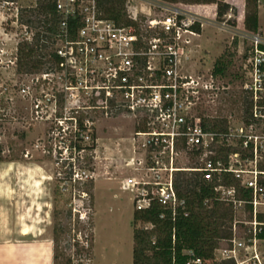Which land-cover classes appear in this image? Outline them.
Masks as SVG:
<instances>
[{
  "label": "built area",
  "instance_id": "obj_1",
  "mask_svg": "<svg viewBox=\"0 0 264 264\" xmlns=\"http://www.w3.org/2000/svg\"><path fill=\"white\" fill-rule=\"evenodd\" d=\"M42 1L0 0V24H4L0 34L16 40L12 48L0 43V69L16 70L18 44L31 43L37 32L42 33L25 22V15L36 12ZM262 2L257 0V7ZM145 5L137 9L127 0L130 23L124 25L103 16L97 0L55 1L59 21L51 44L58 61L25 73L31 74L30 82L20 92L30 98L36 121L52 123L49 137L55 163L67 170L65 175L58 173L60 188L66 191L92 177L90 170L76 166L80 153L94 150L96 142L93 120L79 113L122 114L133 120L132 147L139 155L125 163L137 165V173L121 181L132 193L135 211L157 205L161 219L186 216V201L174 186L175 174L198 173L216 200L229 204L233 212L246 211L249 218L233 220L232 237L209 259L184 249L186 264H264V29L242 35L248 48L243 53L241 89L248 107H243L237 123L226 118L223 130L213 129L206 110L220 86L212 69L193 70L188 61L192 38L216 12L208 4L151 0ZM225 16L230 17L228 12ZM221 21L225 26L228 19ZM182 153L192 155L197 164L178 166ZM226 179H233L237 187ZM240 191H248V199L239 198ZM87 195L83 192L84 198ZM87 210L77 212L86 215ZM137 223L139 229L154 228L149 222ZM82 244L88 247L86 239Z\"/></svg>",
  "mask_w": 264,
  "mask_h": 264
},
{
  "label": "rangeland",
  "instance_id": "obj_2",
  "mask_svg": "<svg viewBox=\"0 0 264 264\" xmlns=\"http://www.w3.org/2000/svg\"><path fill=\"white\" fill-rule=\"evenodd\" d=\"M148 1L151 0H131V3L138 9L145 7ZM231 7L233 9L228 11L230 17H222L228 19L225 26H222V21L216 20L215 15L211 16V23L205 21L207 23L200 35L193 37L190 45L189 68L199 71L212 69L215 59L226 49L235 52L232 70L242 77L232 82L228 79H216L220 92L206 110L213 122L228 118L230 122L237 123L241 119L243 107L247 105L245 101H248L241 89L245 79L243 53L248 48V41L242 35L247 31L244 29L243 19H240V7L232 5ZM211 9L213 11L212 6ZM258 20L260 29L263 30L264 2L260 5ZM3 25L0 24V31ZM234 38L238 40L236 49L231 44ZM15 41L12 35L4 37L0 34V43H4L8 48H12ZM44 69L45 67L42 70ZM30 77L31 74L18 73L17 68L0 69V164L7 167H13L14 164L17 167L22 165L21 170L10 169L11 175L16 179L43 181L37 191L42 208L30 216L27 223L36 225V233H42L53 241L56 264H91L94 182L99 179L95 190L98 208L95 223L97 245L102 247L109 257L115 254L121 258L128 252V261H118L117 264H132L133 229L137 228L138 223L134 225L132 222L135 212L132 193L119 183L121 179L137 173L135 171L137 165L125 166L131 157H139L132 147V118L124 117L122 114L103 117L99 113L85 110L79 113L80 116L86 115L93 120L96 142L94 150L80 153L76 166L79 169L90 170L92 177L86 182L75 184L74 187L68 186L64 191L60 188L58 173L65 175L67 170L60 165L56 166L55 163L52 140L49 137L52 123L36 121L32 115L30 98L20 92L23 84L30 82ZM222 86H227V90L223 91ZM57 113H61L59 103ZM196 164V159L189 153H182L177 161V165L181 167H194ZM103 179H113L110 189L105 186ZM83 192H86L88 197L84 198ZM108 193L116 194V197L110 201L105 196ZM83 208L88 209L86 215L82 214ZM77 211L82 213L79 214ZM248 218V213L242 209L234 212V220ZM238 229L241 235V227ZM85 239L88 247L82 244ZM219 245H225V242L221 241ZM95 263L109 262L96 257Z\"/></svg>",
  "mask_w": 264,
  "mask_h": 264
},
{
  "label": "trees",
  "instance_id": "obj_3",
  "mask_svg": "<svg viewBox=\"0 0 264 264\" xmlns=\"http://www.w3.org/2000/svg\"><path fill=\"white\" fill-rule=\"evenodd\" d=\"M56 0H44L35 12L25 15V22L33 28L40 29L31 43L18 44V73H34L41 71L48 62H57L58 59L52 51V34L56 32L59 15L55 8ZM171 3L184 4H214L216 6V20L221 21L224 14L233 8L225 0H164ZM245 10L243 18L244 29L248 32L258 30L257 0H244ZM127 0H97L102 15L113 19L118 24H129L126 18ZM242 19V1L238 3ZM197 30H199L197 28ZM234 49L238 45L237 38L231 42ZM235 52L226 49L212 66V75L216 79L229 82L241 78L233 72V59ZM228 83V82H227ZM226 83V84H227ZM246 108L248 101H245ZM226 120L214 121L212 128L224 129ZM95 146L93 145V148ZM1 153V150H0ZM1 159V157H0ZM227 184L235 185L233 179H226ZM174 186L177 195L186 201L187 215H179L174 221L168 215L161 219L162 210L157 205L151 209L133 214V224L149 222L154 225L152 230L133 229L132 264H186L182 255L184 249H192L204 259L212 257L213 251L221 241L232 237V223L234 212L229 204L214 198V193L198 173H176ZM239 198L248 199V191L238 192ZM205 200H209L204 204ZM248 208V206H247ZM175 230V242H172V230ZM154 238V244L152 243ZM54 252V264H56ZM217 264H232L222 261Z\"/></svg>",
  "mask_w": 264,
  "mask_h": 264
},
{
  "label": "crops",
  "instance_id": "obj_4",
  "mask_svg": "<svg viewBox=\"0 0 264 264\" xmlns=\"http://www.w3.org/2000/svg\"><path fill=\"white\" fill-rule=\"evenodd\" d=\"M228 4L239 8V0H225ZM209 6L216 8L214 4ZM258 7V18H259ZM245 2L242 0V19L244 18ZM258 29L259 20H258ZM13 170L22 169V165L18 167L14 164L13 167H7L5 164H0V264H54V244L48 236L42 233H36L37 226L27 223L28 218L36 214L42 205L39 204L38 189L42 185L39 179H16L11 175ZM98 180L94 182V226H93V257L91 264L95 263L96 257L104 259L110 264H117L118 261H128V252L121 258L116 256L109 257L102 250V247L97 245L96 236V218L97 199L95 196ZM105 186L111 188L113 179H103ZM122 179L119 181L121 185ZM121 187V186H120ZM110 201L116 197V194L108 193L105 195ZM28 228V233L24 234L23 230ZM118 248L116 252H118ZM108 263V264H109Z\"/></svg>",
  "mask_w": 264,
  "mask_h": 264
},
{
  "label": "bare ground",
  "instance_id": "obj_5",
  "mask_svg": "<svg viewBox=\"0 0 264 264\" xmlns=\"http://www.w3.org/2000/svg\"><path fill=\"white\" fill-rule=\"evenodd\" d=\"M28 231H29L28 228H27V229L25 228V229L23 230V233H24V234H27Z\"/></svg>",
  "mask_w": 264,
  "mask_h": 264
}]
</instances>
